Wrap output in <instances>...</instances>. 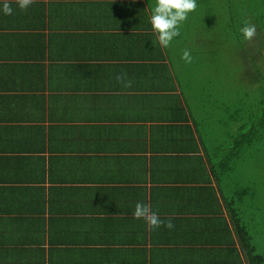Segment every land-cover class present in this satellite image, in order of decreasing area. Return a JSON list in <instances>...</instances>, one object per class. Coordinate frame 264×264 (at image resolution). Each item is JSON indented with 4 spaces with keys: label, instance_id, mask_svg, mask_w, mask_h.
<instances>
[{
    "label": "crops",
    "instance_id": "crops-1",
    "mask_svg": "<svg viewBox=\"0 0 264 264\" xmlns=\"http://www.w3.org/2000/svg\"><path fill=\"white\" fill-rule=\"evenodd\" d=\"M116 1L0 0V264H249L207 233L220 196L184 76ZM137 202L173 226L134 218Z\"/></svg>",
    "mask_w": 264,
    "mask_h": 264
},
{
    "label": "trees",
    "instance_id": "trees-1",
    "mask_svg": "<svg viewBox=\"0 0 264 264\" xmlns=\"http://www.w3.org/2000/svg\"><path fill=\"white\" fill-rule=\"evenodd\" d=\"M148 1L144 2L149 6ZM113 4V15L123 19L124 25L135 22L141 28L143 32L138 35L142 47L161 50L156 35L147 26L151 6L145 9L141 0H117ZM245 22L256 27L248 40L240 32ZM40 26L38 21L31 24L30 35H37ZM226 48L232 53L225 54ZM185 49L190 52L189 62L181 59ZM162 50H167L172 67L184 76V81L176 79L190 119L200 133L212 135L208 143L201 142L207 150L220 202L212 195L204 201L211 214L204 220L207 233H221L220 240L212 237L217 244L237 243L249 264H264V190L256 195L259 181L264 185V0H197L196 9L181 24L179 35ZM158 54L146 60L160 65L164 56ZM234 60L240 61L239 67H233ZM244 62L248 68H241ZM194 70L198 73L192 76ZM235 82L238 85L233 86ZM172 130L175 137L178 131ZM222 209L227 217L220 215ZM114 219H101L98 228L111 227L110 220ZM190 236L199 239L200 234Z\"/></svg>",
    "mask_w": 264,
    "mask_h": 264
},
{
    "label": "clouds",
    "instance_id": "clouds-1",
    "mask_svg": "<svg viewBox=\"0 0 264 264\" xmlns=\"http://www.w3.org/2000/svg\"><path fill=\"white\" fill-rule=\"evenodd\" d=\"M17 7L26 9L32 0H16ZM197 7V0H154L150 8L149 23L152 31L156 34V40L162 48L169 47L175 37L179 35L181 24L188 18L189 14ZM0 11L5 15L12 12V8L8 2H3ZM240 32L245 40L251 39L256 27L251 23H243ZM181 59L185 62L191 60L189 50L182 52ZM120 80V76L116 77ZM132 216L136 219H143L153 228L164 224L165 227L171 228V221L161 220L157 213L153 211L146 203L137 202L132 209Z\"/></svg>",
    "mask_w": 264,
    "mask_h": 264
},
{
    "label": "rangeland",
    "instance_id": "rangeland-1",
    "mask_svg": "<svg viewBox=\"0 0 264 264\" xmlns=\"http://www.w3.org/2000/svg\"><path fill=\"white\" fill-rule=\"evenodd\" d=\"M226 51H227V53H225V54H231L232 53L230 51V49H228V48H226ZM262 54L264 56V51H263ZM244 64H245V62H244ZM232 65H233V67H239L240 66V61L239 60H234L233 63H232ZM244 67L245 68H248L246 64L245 65H241V68H244ZM237 76L240 78L242 76V74L239 73V74H237ZM187 85H189V84H187ZM236 85H238L237 82H235V84L233 86H236ZM232 101H234V100L232 99ZM203 136H204V138L206 140V143H208L209 137H208L207 132H203ZM244 189H246V187H244ZM263 190H264V185H262V180H261V181H259V186H257V193H256V195L262 194Z\"/></svg>",
    "mask_w": 264,
    "mask_h": 264
}]
</instances>
